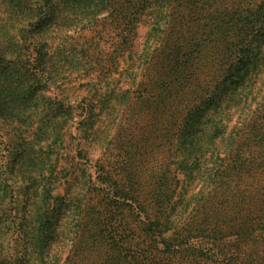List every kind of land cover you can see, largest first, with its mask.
<instances>
[{"label":"rangeland","instance_id":"1","mask_svg":"<svg viewBox=\"0 0 264 264\" xmlns=\"http://www.w3.org/2000/svg\"><path fill=\"white\" fill-rule=\"evenodd\" d=\"M113 1L109 16L106 11L97 15L103 18L98 26L78 33L69 31L70 37L58 32L47 36L53 37L55 52L46 56L47 63L42 67L44 75L48 73L51 78L44 94L50 101L63 97L73 108L78 103H89V120L77 117L81 112L78 109L67 110L69 116L63 117V125L41 126L37 120L40 118L43 123L47 118L49 111L45 109L35 112L39 117L31 114L22 125L25 143L30 147L38 137L35 149L40 148L41 157H48L53 165L52 180L46 173L36 183L37 198L43 186H52V196H59L64 205L56 214L57 220H53L58 237L44 248L47 250L43 259L31 249L28 256L21 255V264H137L131 252L136 239L149 244L200 223L210 230L223 229L239 207L246 211L248 198L254 192H247L243 185L236 188L235 176L228 170L231 166L224 174L225 185L220 184L215 148L226 147L234 129L239 142L255 124L262 120L264 125L261 94L246 99L249 110L244 105L220 109L212 106L218 89L212 90L216 82H210L213 93L208 94L212 97L203 105V127L214 131L216 124L210 119H215L216 112L228 119L221 139L219 136L210 142L204 136L200 139L197 124L189 128L185 120L184 126H172L168 119L169 112H176L179 123L186 110L202 99L190 97L193 103L178 106L175 94L167 95L166 108L160 107L155 118L153 109L148 108L154 106L161 82L167 81L173 69L196 50L191 72L194 76L180 80L182 89L178 96L188 99L196 82H209L216 57L223 55L227 47L217 24L222 25L221 31L238 25L249 12L247 2L253 0ZM125 8H131L136 20L131 44L122 51L116 33L120 31V12ZM3 9L0 0V12ZM231 38L226 42L231 43ZM261 49L264 57V44ZM61 52L66 57L73 55L74 64H63L64 60L57 63L58 58L62 59ZM52 55L59 66L49 62ZM261 65L255 90L264 88V61ZM223 87V97H228L232 86ZM171 106L175 109L170 110ZM190 135L193 137L186 139ZM178 137L182 139L179 156L173 158ZM190 140L192 144L188 146ZM7 145L0 154L6 153L7 163L12 164L19 144L7 137ZM249 151L245 157L254 159L252 166L264 159V148L260 152L255 141L250 142ZM102 177L107 178L109 185L100 183ZM260 178L257 180L264 184ZM102 194L116 199V219L105 218L98 208L92 213L91 206ZM11 201L6 204L8 215L21 212V203L16 198ZM8 235L0 237V262L12 250L17 259L24 249L26 240L22 233L15 239ZM42 240L39 237L38 241ZM172 264L180 263L174 260Z\"/></svg>","mask_w":264,"mask_h":264},{"label":"trees","instance_id":"2","mask_svg":"<svg viewBox=\"0 0 264 264\" xmlns=\"http://www.w3.org/2000/svg\"><path fill=\"white\" fill-rule=\"evenodd\" d=\"M44 1L1 0L4 9L0 12V152L8 146L7 137L13 138L19 147L12 164L7 163L6 153L0 154V237L9 234V237L15 239L22 233L26 242L17 259H14L17 254L11 249L12 251L9 252L11 255L8 258L5 257V260L2 259L3 262L0 264H21L22 256H28L31 249L38 258L43 259L41 256L47 250L44 248L58 237V230L53 220H57L56 214L58 215V211L60 212L64 205L59 196H52V186H43L42 193L37 198L36 183H39L38 179L46 173H48V180H52L53 165L48 157H41L40 148L35 149V141L39 139L38 137L30 147L28 143H25L21 136L22 125L31 114L39 117L35 112L45 109L49 111L45 114L47 118L43 123L40 118L37 120L41 126L63 125V117L65 119L69 116L67 110L78 109L81 112L77 117H81V120H89V103L82 106L78 103L76 108H73L63 97L50 101L44 94V89L51 78L48 73L44 75L42 67L47 63L46 56L55 52L53 37L47 38V36L49 33L58 32L64 37H70L67 34L69 31L78 33L85 28L92 29L98 26L99 20L103 19L97 15L106 11L109 16L114 9L113 0ZM246 6L249 12L238 25L227 26V30L222 31L221 24L216 26L221 40L227 47H224L223 55L216 57L214 72L209 82H202L201 85L196 82L193 90L188 94V99L182 94L178 96L182 89L180 80L194 76L191 72L194 71L192 67L198 52L196 50L192 52L191 57L184 58V63L173 69L167 81L161 82L158 86L159 91L154 106L151 108L146 105L149 109H153V118L160 107L166 108L165 102L169 98L167 95L175 94L174 99H179L178 106L183 102L193 103L190 97L200 98L202 101L199 104H193L186 110L187 112L183 110L185 114L179 123L176 120L179 117L175 115L176 112H169L168 119L172 126H184L185 120L186 127L190 128L197 124L196 130L200 131V139H204V136L205 141L210 142V139L215 140L219 136L221 139L225 128L224 122H228L221 113L216 112L215 119H210L216 124L214 131L211 132L203 127L206 119L203 105L208 104L212 97L208 94L213 93L214 88L218 89V92L212 106L220 109L227 105L235 108H242L244 105V108L249 110L250 104L246 101L249 96L255 97L261 94L259 98L264 100V88L259 87L255 90L258 75L262 71L261 62L264 61L261 49L264 44V0L249 1ZM120 13V31L116 35L119 38L118 46L124 51L127 45L131 44L136 19L131 8H125ZM229 36L233 37L231 43L226 42ZM198 55H201V52ZM204 55L205 52L203 59ZM59 56L62 59L58 58L57 63H62L64 60L63 64L67 63L70 66L74 64L73 55L66 57L61 52ZM54 58L53 55L50 56L49 62L52 61L54 66H59L60 64H56ZM199 59L202 60V56ZM212 81L216 83L210 91ZM225 84L232 86L230 90L232 92L228 97H223L225 94L222 89ZM169 109L175 108L171 106ZM240 120L243 122L244 118L240 117ZM40 130L42 128H39ZM234 130L233 134L228 136L226 147H218V150L215 148L219 168L218 178L220 184L225 185L224 174L227 171L226 168L231 166L228 170L235 176L236 188L243 185L245 190H249L247 192L254 191L248 198L246 211L243 206L239 207V211L231 216L227 227L223 229L219 227L210 230L200 223L196 227L190 225L181 233H175L172 237L163 238L161 241L153 240L148 244L136 239L131 250L135 263L172 264L174 260H177L180 264L184 262L189 264H264V184L257 180L261 177L264 182V159L252 166L254 159L245 157V153L250 152L252 141L259 145L260 152L263 150L264 125L262 120L255 124L239 142H236L238 134H235ZM192 137L193 135H190L186 139ZM180 139L178 137L179 144L177 141L172 152L173 158L179 156L178 150L182 141ZM191 144L190 140L188 146ZM227 161L230 163L225 165ZM250 166L254 167V171ZM99 181L101 184L109 185L107 178L102 177ZM12 198H16L21 203L22 211L11 212L8 215L6 204L12 202ZM114 200L116 199L112 196L106 197L102 194L97 203L91 206L92 213L98 208L105 218L116 219L118 214L117 208L113 206ZM39 237L43 238L41 242L38 241ZM15 260H18V263Z\"/></svg>","mask_w":264,"mask_h":264}]
</instances>
